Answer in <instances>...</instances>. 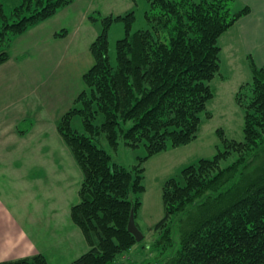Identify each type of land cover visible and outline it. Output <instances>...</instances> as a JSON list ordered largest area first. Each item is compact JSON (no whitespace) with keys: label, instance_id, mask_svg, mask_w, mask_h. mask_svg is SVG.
Instances as JSON below:
<instances>
[{"label":"trees","instance_id":"obj_1","mask_svg":"<svg viewBox=\"0 0 264 264\" xmlns=\"http://www.w3.org/2000/svg\"><path fill=\"white\" fill-rule=\"evenodd\" d=\"M148 1L151 29L118 41L116 66L110 62L108 28L135 15L103 19L105 27L90 45L93 65L83 75L84 89L58 128L82 170L71 219L90 247L71 264H114L120 241H136L128 224L142 204L144 163L170 141L178 147L198 137L202 115L211 117L207 106L215 94L209 83L221 71L219 40L250 12L238 8V0ZM71 4L19 0L7 10L0 0V64L9 59L16 38ZM236 102L245 111L244 140L225 139L214 159L184 169L183 184L166 183L165 215L150 245L157 254L152 264H264V67L253 65ZM77 114L86 133L72 128ZM100 136L113 149L122 138L146 155L131 170L114 164L97 144ZM0 264L48 260L39 254Z\"/></svg>","mask_w":264,"mask_h":264},{"label":"rangeland","instance_id":"obj_2","mask_svg":"<svg viewBox=\"0 0 264 264\" xmlns=\"http://www.w3.org/2000/svg\"><path fill=\"white\" fill-rule=\"evenodd\" d=\"M2 1L7 10L19 3V0ZM150 9L151 4L148 0H72L70 6L61 9L55 15L56 17L52 19L53 21L51 20L50 24L52 25L65 26V29L60 33H65L67 36L63 44V51L69 53L68 60H66L59 80H55L56 84L52 89L53 94L49 96L50 109L48 113L34 114V117H39V122L33 128H31L32 125L27 123L20 125L22 131H27L30 128L32 130L33 139L30 140L29 138L24 143L34 142L45 147L43 150L39 149V156H25V162L39 163L45 160L51 166L52 164L63 166L60 172L51 173V178L48 180L47 188L50 192V200L47 206L49 208L54 204L53 194L60 200L56 207L63 205V200L70 203L69 200H73L76 196V187L79 186V179L82 176V170L58 128L63 116L76 106L75 101L81 91L73 99L74 91L77 90L79 84L84 89L82 81L84 74L82 73V75L81 72L92 65L90 61H93V58L89 49L105 27L103 19L108 17L114 19L118 17L125 18L130 13L135 15V19L131 22L125 19L114 20L108 28L110 62L116 66L118 41L128 36V34L132 35L139 30L151 29V24L147 19V13ZM222 42H224V38L219 40L220 46H223ZM237 62H239L238 68L231 59L229 49L224 48L222 50L221 71L209 83L215 94V97L207 106L211 117L207 118L206 114L202 115L198 137L178 147L173 146L170 141L164 151L153 155L144 163L145 191L141 196L142 204L135 218L145 240L141 243L136 241L127 242L125 239L120 241L123 248L114 254L112 258L114 264H152L157 254L151 252L150 245L157 238L153 229L165 215L163 194L166 183L171 179H176L183 184L184 169L192 165L197 166L203 159H214L220 151L225 149V139L244 140L245 111L237 104L236 95L243 83L251 81L252 75L249 72L248 64L242 58H239ZM77 106L80 107L81 105ZM103 121L104 116L100 114L97 122L100 124ZM71 122L74 130L86 133L80 115H74ZM96 142L112 156V163L130 170L138 163L139 157L146 155L143 147L137 149L129 147L122 138L119 140L117 149L110 147L105 136H100ZM24 174L28 177L30 173L23 172ZM9 190L10 193L16 194L14 198L18 200L13 205L14 207L12 206L14 211L26 230L36 240H39L38 245L40 248L48 246L46 237L48 232L57 229L55 223H60V227L66 233L70 227L68 218L60 221L46 218V212L43 209L39 210V207L44 208L46 206V200L44 202L43 199L38 200L37 197L32 199L30 187L25 183L18 187H11ZM82 234L84 235L83 232ZM59 243L60 245L54 247L50 241L48 251L50 248L55 250L52 251L51 255L46 253L48 251L45 249L42 251L43 253H40L47 258L48 264H60L64 261H57V256L60 253L56 255V263L53 257V253L64 250L66 246V241L63 242L60 237ZM86 243L89 250L87 240ZM59 247L62 250H58Z\"/></svg>","mask_w":264,"mask_h":264},{"label":"crops","instance_id":"obj_3","mask_svg":"<svg viewBox=\"0 0 264 264\" xmlns=\"http://www.w3.org/2000/svg\"><path fill=\"white\" fill-rule=\"evenodd\" d=\"M245 6L249 7L250 12L222 36L224 42L221 47L222 50L229 49L236 66L239 64L237 60L242 58L252 75L253 65L264 67V0H238V8ZM53 18L16 38L9 50V59L0 64V263L33 258L43 253L44 249L48 251L50 241L54 247L60 245L59 237L63 242L66 241V246L64 250L59 247L58 250L62 251L53 253L55 263L58 253L57 261L64 260L60 264H71L88 250L82 231L71 219V208L79 201L77 192L83 175L76 187V196L69 200L70 203L63 200V205L56 207L60 200L53 194L54 204L49 208L48 180L51 173L60 172L63 166H51L45 160L39 163L25 162V156H39V149L45 148L38 143L24 142L33 139L31 128L39 122V117H34V114L48 113L49 96L53 94L55 80H59L69 56L67 51H63L67 36L60 33L65 26L50 24ZM90 62L93 65V61ZM89 68L81 74H85ZM82 89L79 84L73 99ZM22 123L32 127L22 131ZM23 172L30 174L27 177ZM18 182L30 187L32 199L37 197L38 200H46V206L39 207V210L46 212V218L54 221L68 218L70 222L66 233L60 223H55L57 229L48 232V246L45 248L39 247V240L26 230L13 209L18 200L9 189L22 184ZM52 251L55 250L50 248L46 253L51 255Z\"/></svg>","mask_w":264,"mask_h":264},{"label":"water","instance_id":"obj_4","mask_svg":"<svg viewBox=\"0 0 264 264\" xmlns=\"http://www.w3.org/2000/svg\"><path fill=\"white\" fill-rule=\"evenodd\" d=\"M128 231L136 238V241L138 243H141L144 240V235L137 226L134 213H132L130 217V221L128 224Z\"/></svg>","mask_w":264,"mask_h":264}]
</instances>
